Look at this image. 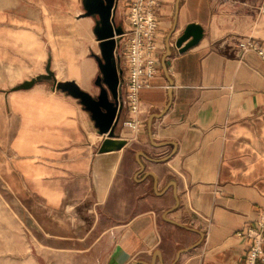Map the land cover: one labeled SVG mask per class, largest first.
Returning a JSON list of instances; mask_svg holds the SVG:
<instances>
[{"label": "crops", "instance_id": "crops-1", "mask_svg": "<svg viewBox=\"0 0 264 264\" xmlns=\"http://www.w3.org/2000/svg\"><path fill=\"white\" fill-rule=\"evenodd\" d=\"M120 2L114 22L125 27ZM263 4L159 0L139 128L124 125L120 85L112 138L123 145L101 150L78 98L51 80L12 90L49 60L56 81L111 98L94 57L98 16L83 14V0H0V177L34 223H66L50 235L92 249L93 264H244L246 229L264 210V59L238 43L264 47ZM189 22L203 36L179 52Z\"/></svg>", "mask_w": 264, "mask_h": 264}, {"label": "built area", "instance_id": "built-area-1", "mask_svg": "<svg viewBox=\"0 0 264 264\" xmlns=\"http://www.w3.org/2000/svg\"><path fill=\"white\" fill-rule=\"evenodd\" d=\"M159 0H127L125 19L127 26L120 27L121 33L115 35L114 55L122 60L126 75L119 80L124 87V98L130 117L124 125L132 131L139 128L141 100L139 93L150 86L149 80L156 74V32L158 27L157 6ZM264 12V4L261 5ZM241 50L255 51L264 59V47L253 37L239 41ZM245 236L250 240L244 264H264V210L259 211L255 226L246 229Z\"/></svg>", "mask_w": 264, "mask_h": 264}, {"label": "water", "instance_id": "water-1", "mask_svg": "<svg viewBox=\"0 0 264 264\" xmlns=\"http://www.w3.org/2000/svg\"><path fill=\"white\" fill-rule=\"evenodd\" d=\"M117 0H83L84 15H97L98 20L93 28L96 41L98 43L99 55L94 57L98 68L102 73L103 80L111 93L109 97L106 89L101 87L99 93L95 96L81 89L75 82H58L54 79V73L50 69V61L45 66V72L27 79L14 87L12 90L27 89L36 82L42 80L52 81L55 87L67 91L72 96L78 98L81 103L91 113L92 119L99 128V132L104 134V140L101 150L108 146L120 148L122 141H116L112 138L115 118L119 110V76L118 59L114 55L115 35L121 33L122 29L114 22V10ZM203 36V27L196 22H189L183 31L174 40V47L179 52L196 45ZM169 51V50H168Z\"/></svg>", "mask_w": 264, "mask_h": 264}, {"label": "rangeland", "instance_id": "rangeland-1", "mask_svg": "<svg viewBox=\"0 0 264 264\" xmlns=\"http://www.w3.org/2000/svg\"><path fill=\"white\" fill-rule=\"evenodd\" d=\"M120 6L122 8L123 0ZM116 22H121L120 16L116 17ZM93 44L99 55L98 44ZM42 220L39 224L34 223L18 195L0 177V264H93L92 249L75 251L72 241L50 235L67 234L69 226L66 223L58 224L47 218ZM83 244L87 246L89 243Z\"/></svg>", "mask_w": 264, "mask_h": 264}]
</instances>
